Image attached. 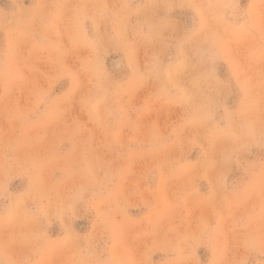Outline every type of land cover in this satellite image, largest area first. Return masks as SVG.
<instances>
[{"label": "rangeland", "instance_id": "374dc122", "mask_svg": "<svg viewBox=\"0 0 264 264\" xmlns=\"http://www.w3.org/2000/svg\"><path fill=\"white\" fill-rule=\"evenodd\" d=\"M0 264H264V0H0Z\"/></svg>", "mask_w": 264, "mask_h": 264}]
</instances>
